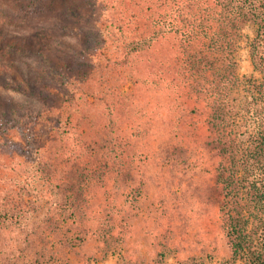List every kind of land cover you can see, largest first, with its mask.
Returning <instances> with one entry per match:
<instances>
[{
    "label": "trees",
    "instance_id": "trees-1",
    "mask_svg": "<svg viewBox=\"0 0 264 264\" xmlns=\"http://www.w3.org/2000/svg\"><path fill=\"white\" fill-rule=\"evenodd\" d=\"M15 1L26 10H37L41 4L40 0ZM128 3L121 0L114 21L124 49L116 64L134 67L145 56L141 62L149 69L146 82L158 93L156 100L175 103L177 129L186 116L205 115L217 157L215 186L229 249V257L219 264H264V0ZM246 24L253 26L247 45L254 72L240 75L236 53ZM13 70L18 74H11ZM37 81L16 62H0V87L34 94L45 105L44 115L57 124L51 144L35 161L42 183L55 200L43 212V224L32 240L74 249L94 236L101 243L100 258L104 259L113 245L127 242L126 197L122 201L126 188L121 185L131 168L132 144L115 117L120 109H131L139 99L137 92L134 88L126 92L111 86L96 88L85 102L103 105L108 116L103 123L98 117L78 116L73 108L68 109L73 105L71 95L53 96L39 86L47 79ZM92 81L87 72L81 78L63 79L67 86L78 87ZM22 133L27 135L25 130ZM27 202L11 194L4 197L0 230L26 223L34 211H40V205ZM31 245L28 240L26 249ZM1 246L0 264H5L8 256ZM53 252L46 246L37 248L35 262L44 264L47 258L50 264L60 260L73 264L70 257L64 260ZM96 257V252L82 254L84 264ZM159 257L165 263L164 254Z\"/></svg>",
    "mask_w": 264,
    "mask_h": 264
},
{
    "label": "rangeland",
    "instance_id": "rangeland-1",
    "mask_svg": "<svg viewBox=\"0 0 264 264\" xmlns=\"http://www.w3.org/2000/svg\"><path fill=\"white\" fill-rule=\"evenodd\" d=\"M123 1L130 5L129 0ZM40 2L37 10H26L25 6L18 8L15 0H0V62H16L37 82L47 79L39 83L41 88L53 96L71 95L74 100L69 110L73 108L81 117H98L103 123L108 122L103 105L96 102L92 106L85 99L91 100L89 95L100 86L136 90L138 101L129 111L120 109L115 117L132 144L131 168L121 185L126 188L122 201L126 197L123 214H127L129 229L127 242L113 245L104 259L100 258L101 243L94 236L74 249L32 240L43 224V212L55 200L42 183L35 161L51 144L57 124L44 115L45 105L34 94L0 87V203L11 194L41 206L26 223L0 230L1 248L8 256L5 264L15 259L17 264H37L35 251L42 246L64 260L70 257L73 264H84L82 254L89 252L98 256L90 264H124L125 260L131 264H219L227 259L220 194L215 186L217 157L204 113L186 116L177 129L175 103L156 100L158 93L146 82L149 69L141 62L145 56L134 67L116 64L124 54L114 24L121 0ZM243 32L236 53L238 72L249 75L254 70L247 40L253 26L246 24ZM86 72L93 79L91 84L78 87L63 82L65 76L77 79ZM28 240L32 245L26 249Z\"/></svg>",
    "mask_w": 264,
    "mask_h": 264
}]
</instances>
